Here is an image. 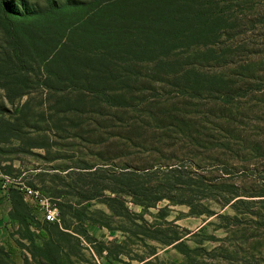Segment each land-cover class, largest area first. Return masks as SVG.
<instances>
[{"label":"rangeland","instance_id":"374dc122","mask_svg":"<svg viewBox=\"0 0 264 264\" xmlns=\"http://www.w3.org/2000/svg\"><path fill=\"white\" fill-rule=\"evenodd\" d=\"M49 3L0 0L4 169L110 204L127 263L264 264V0H179L168 31L60 52L13 17Z\"/></svg>","mask_w":264,"mask_h":264},{"label":"trees","instance_id":"16d2710c","mask_svg":"<svg viewBox=\"0 0 264 264\" xmlns=\"http://www.w3.org/2000/svg\"><path fill=\"white\" fill-rule=\"evenodd\" d=\"M178 1L179 0H65L64 2H60L59 0H50L47 7H44L43 10H38L39 13H15L13 17L31 18L37 15L45 16V25L43 28H40L42 29L40 32L41 40L52 45L53 49L58 52H60L62 48H69L71 44L75 43V39L78 38L79 34L81 41L91 43L101 42L105 47L114 50L117 49L118 46H123L125 42L130 40H132V43H136L139 39V35L149 36L157 34L162 30H164V32L168 31L171 16L175 17L182 11V6ZM81 9L84 10L83 14L78 19H75L78 17V13ZM171 24L176 26V23L171 22ZM18 57L22 58L24 56L19 55ZM8 62L10 63L12 60L9 59L6 63ZM7 123L5 119L0 118V133L6 127L5 125H8ZM0 166L5 175H11L9 171L11 168H9V166H6L7 169H4L2 163H0ZM32 171H38L34 172L35 175L33 176L39 180L42 178L44 179L43 181H45V178L49 177L46 175L49 174L46 170L35 168L26 170L29 175L33 174ZM13 178L15 177L13 176ZM1 182L0 180V190L2 189ZM34 187L39 188L53 201L55 197H61L62 195L65 199H68L67 197L76 199L79 205L85 202L86 205L83 206V208H78L70 203L59 204L60 215L63 221L65 222L67 214H71L73 217L77 218L81 222L82 227L76 230L83 235H87L86 227L88 225L97 223L98 218L96 215L101 214L104 216L102 211L93 212L92 207L94 204H91L90 199L87 197L83 198L77 194L75 195L70 186H65L68 188L66 191L59 189V185L55 186V188H50L49 186H45L44 188V184L43 186ZM9 189L12 192L15 205L12 217L16 219L26 217L24 214L25 205L22 201V196L16 189H13L12 186H10L8 190ZM103 203L106 204L111 211L108 218H113L112 216L115 214L114 209L110 204ZM46 222L58 227L56 223ZM106 225L110 227L109 223H106ZM64 226L66 229L71 228V225L66 222ZM118 230L126 233V230L124 231L121 228H118ZM177 241L179 240L175 242ZM55 248L60 249V246H55ZM55 248L51 246L48 247V249H54L53 251L56 250ZM114 249L117 250V248ZM53 251L51 250V252ZM115 253L118 254L120 252L117 251ZM140 261H144V259ZM0 264H12L10 255L1 246Z\"/></svg>","mask_w":264,"mask_h":264},{"label":"crops","instance_id":"0c3cea01","mask_svg":"<svg viewBox=\"0 0 264 264\" xmlns=\"http://www.w3.org/2000/svg\"><path fill=\"white\" fill-rule=\"evenodd\" d=\"M9 163L11 164L10 161H7L6 164L3 163V166L10 165ZM30 175L25 170L20 171V181L29 187L39 186L38 178L33 176L35 174ZM12 188L22 196L26 216L22 219L12 217L15 210L12 192L10 189L8 191L1 189L0 246L10 255L12 264H78L73 248L78 251L77 254L92 253L97 264H115L122 261L125 264H130L122 258V253L114 252L115 247L125 245L127 238L126 233L112 226L107 219L111 211L106 204H104L106 208L100 210L104 213L105 218H98L96 224L88 225L86 227L87 235H83L76 230L82 227L81 222L71 214L66 215L65 222L71 225V228L66 229L65 222L60 215L59 204L70 203L78 208H83L86 205L85 202L79 205V202L71 197H67L68 199L62 195L55 197L54 202L55 205L57 204L61 219L60 223H56L58 227H55V225L46 222L35 200L26 197L15 186ZM59 189L66 191L68 188L60 186ZM106 223H109L110 227ZM58 245L60 249L55 248ZM49 246L55 248L56 252L53 251L54 249H48ZM147 260L144 259L140 263Z\"/></svg>","mask_w":264,"mask_h":264},{"label":"built area","instance_id":"2783aa9c","mask_svg":"<svg viewBox=\"0 0 264 264\" xmlns=\"http://www.w3.org/2000/svg\"><path fill=\"white\" fill-rule=\"evenodd\" d=\"M0 180L1 188L7 191L10 186H15L17 189L23 192L26 197L32 198L38 204L40 211L43 213L46 221L50 223H60L61 219L58 213L57 206L54 201L46 196L39 188L29 187L24 182L11 178L2 172L0 166Z\"/></svg>","mask_w":264,"mask_h":264}]
</instances>
